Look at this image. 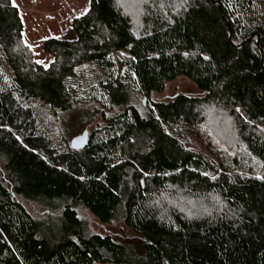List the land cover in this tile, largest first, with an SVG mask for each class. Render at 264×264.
I'll return each instance as SVG.
<instances>
[{"label": "trees", "instance_id": "1", "mask_svg": "<svg viewBox=\"0 0 264 264\" xmlns=\"http://www.w3.org/2000/svg\"><path fill=\"white\" fill-rule=\"evenodd\" d=\"M127 1L90 0L74 38L44 40L46 66L0 0V264H264V0ZM96 61L105 97L79 98ZM180 76L200 93L138 101ZM83 108L78 150L67 117Z\"/></svg>", "mask_w": 264, "mask_h": 264}, {"label": "rangeland", "instance_id": "2", "mask_svg": "<svg viewBox=\"0 0 264 264\" xmlns=\"http://www.w3.org/2000/svg\"><path fill=\"white\" fill-rule=\"evenodd\" d=\"M13 3L20 9L24 21V41L34 51V58L37 62L48 65L51 62V55L43 50V42L49 36H61L74 38L75 34L72 29L74 18L82 16L89 8L90 0H13ZM133 0L126 4L130 7ZM119 55L123 59L129 58L126 51ZM111 69L106 68L99 62H89L80 67V75L73 82L76 95L82 99H89L91 95L105 97L103 84L112 74ZM178 92L200 93L196 84L190 79L180 76L166 84L162 92H155L150 97H139L138 101L143 106L149 105L151 100H166ZM86 110H75L68 118V125L72 128L71 139L80 132L88 129L92 130L94 124L86 123L84 113ZM84 116V117H83ZM224 129V127H222ZM225 130V129H224ZM1 171V170H0ZM55 208L43 207L40 203L30 204V210L36 215L46 211H57L58 203ZM80 214L85 218L93 232L100 234H109L115 239L134 245L136 248L142 247V240L135 235L124 224L116 222L113 224H102L89 211L80 209Z\"/></svg>", "mask_w": 264, "mask_h": 264}, {"label": "water", "instance_id": "3", "mask_svg": "<svg viewBox=\"0 0 264 264\" xmlns=\"http://www.w3.org/2000/svg\"><path fill=\"white\" fill-rule=\"evenodd\" d=\"M89 139L90 131L88 129H85L71 139V146L74 149H83L88 145Z\"/></svg>", "mask_w": 264, "mask_h": 264}]
</instances>
